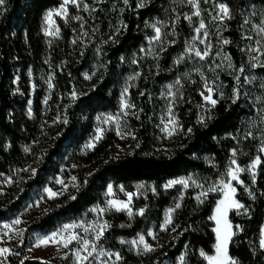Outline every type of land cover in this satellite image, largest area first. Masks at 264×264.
<instances>
[{"label":"trees","instance_id":"16d2710c","mask_svg":"<svg viewBox=\"0 0 264 264\" xmlns=\"http://www.w3.org/2000/svg\"><path fill=\"white\" fill-rule=\"evenodd\" d=\"M88 2L96 9L93 21L89 20L92 29L102 30L106 39L99 73L85 83L83 73L88 67V57L79 66L62 65L66 52L71 53L69 47L74 39V32L63 27V41L54 47L50 74L53 101H63L68 123L51 145L40 151L35 176L20 180L18 198L14 201L0 198V223L18 217L29 204L42 197L52 178L72 164L77 168L78 189L72 196L55 200L30 225V234L47 235L64 224L77 221L103 201L111 184L154 183L158 188L157 195H150L137 205L139 208L147 206L146 214L134 221L125 214H114L112 227L105 233L102 244L108 250L120 251L124 258L122 264H165L164 260L157 262L153 254L137 256L128 252L119 245L118 239L135 237L161 226L165 210L172 207L181 195L180 187L163 191L161 187L167 181L190 175L213 181L225 173L233 150L237 151L240 165H248L260 154V140L256 137L246 139L245 135L251 132L258 102H264L258 99L264 97V87L261 86L264 84V68L252 71L249 67V41L246 37L251 35L254 25L263 21L264 14L260 11L264 10V0H215L231 9L232 18L223 21L221 33L222 39L229 41L225 49L233 65L237 68L244 66L245 74L251 73L256 80L245 83L241 76V96L233 103L230 97L236 86L237 73H222L220 90L224 97L213 108L207 126L200 123L202 99L197 89L185 90L176 107L182 130L166 152L158 150L161 135L158 109L153 99L163 87L178 79L180 69L175 61L183 53L193 28L183 18L172 19L173 0H149L143 8L138 6L139 0H129L130 6L123 0H105L103 4L96 3V0ZM60 4V0H6L0 9V181L17 174L27 164L26 149L42 136V95L39 92L35 98L34 117L30 118L28 102L15 93L14 82L19 76L24 85L31 69H43L49 50L42 32L44 17ZM201 5L205 8L204 0ZM154 20L170 22L173 30L167 34L166 50L159 52V58L139 67L137 57L152 36L149 23ZM206 23L213 31L210 20L206 19ZM121 24L127 25V29L120 28ZM111 25L114 26L112 30ZM135 72L141 73L137 89L131 92L139 118L135 115L130 119V147L124 152L119 151L120 139L110 132L92 151L83 154L82 147L93 134L97 116L118 109L122 86ZM82 84L84 87L77 91V98L73 101L72 93ZM188 129L192 131L188 132ZM261 158L264 160L263 156ZM242 179L253 189L255 200L238 187L237 199L250 211L247 215L230 214L234 227L240 225L243 230L233 237L229 254L238 259L239 264H264V250L259 247L264 225V164L254 185L250 176L244 175ZM218 198L217 194H209L201 204L197 202L194 190L186 191L182 207L174 215L175 231L171 241L174 248L166 257L168 264H178L177 260L184 252L187 253L185 264H207L199 250L203 249L209 255L214 252L216 236L210 217ZM119 224L130 226L120 227ZM5 264L60 263L31 259L22 252L9 256Z\"/></svg>","mask_w":264,"mask_h":264},{"label":"rangeland","instance_id":"374dc122","mask_svg":"<svg viewBox=\"0 0 264 264\" xmlns=\"http://www.w3.org/2000/svg\"><path fill=\"white\" fill-rule=\"evenodd\" d=\"M60 1H61V4L58 7L53 8L49 11H54V10L60 9L61 5L63 3V0H60ZM83 3L89 5L90 9H93L91 7V5L89 4L88 0H83ZM204 3H205V8L202 7L201 0H200L201 16L200 17L193 16V20L191 23L185 17L188 15H191L195 11V9L192 7V5L189 4L187 2V0H173V3H172V9H173L172 19L176 20L178 18H183L193 28V34H192L190 40L187 42L185 49L187 48L188 44L192 42L193 37L195 35V28L198 27L200 19H203L205 23H206V19L210 20V23L213 25V31H215V33H213L211 28H209V26H208L209 24L206 23V25H207L206 30L209 33L207 43H210L212 46L211 47V54L208 58H206L204 61H201L198 58H196L195 56H192L191 58L185 57V59L182 63L176 64V66L180 69V74L178 77V79L180 80V84L175 85V87L172 89V92L176 93L175 99L173 100V98L171 96L166 95L167 90H168L167 86L171 85V84H175V82L170 83V84L166 85L165 87H163V89H162L161 93L158 95V97L153 99V104L158 109L157 115H158L159 129H160V135H161L160 145L158 147V150L162 151V152H166V151L170 150V145H171L173 139L175 138V136L180 131V130H178L175 134H173L170 137L167 136V134L162 131V129L164 127L162 120L165 123L167 122V109H168L169 105L172 106V108L175 112V115H176V120L179 122L178 117H177V108L176 107L179 104V101L181 99H183L182 97H183L185 90L190 89V88L197 89L199 95L202 91H204V80L202 79L201 75L199 73H197L196 69L201 68L204 75L208 78V80L210 82L215 80L216 84L220 85V86L222 83L220 75L222 73H226L228 75L234 74V72L230 68L227 67V62L223 61V59H222L223 54L228 55V53L225 49V44H223L222 33H221L223 22H220L219 20H216V21L212 20V17L216 16L218 14L219 3H216L215 0H207V2H205V0H204ZM68 11H69V17L70 18L67 20H65L62 17H58V16L54 15L53 16V20L55 21L54 25H46L45 21H43V31L42 32H43V35L46 39V43H47L48 48H49L48 54L44 58L43 69L41 71H36V70L31 69L26 74L27 77H26V80H25L26 82L24 85L22 83L23 80L19 76H17L15 79L14 91L16 94L20 95L22 97V99L27 100V102H28V115L30 118L34 117V108L33 107H34L35 98L38 96V93L40 92V95H42V97H43L42 102H43L44 111H43V115H42L43 116L42 136H41V138H39L38 141L33 143V146L31 148H27V150H26V153L28 155V162L20 170L29 169V171H18L17 174H15L11 177H4L3 179H1V181H0V198L2 201H14L18 198V195L21 193L20 180H22V179L26 180V179L33 176L31 174V169H35V170L37 169V164H38V160L40 157V151H45L46 148L49 145H51L53 139L55 137H57L62 132L64 126L66 125L62 122L64 119H66V107L64 106V103L61 99H59V100L55 99L53 101V98H52L53 80H52V76L50 74V70L52 69L51 64L53 63L52 57H53L54 47L63 41V27L70 29L74 32L73 41L75 40L77 42L76 43H73V41L71 42V45L69 47V52H71V53L68 54V52H66L65 58L62 60V65H64V66H67V65L79 66L80 64H82L84 62V59H86L88 57V60H87L88 67L86 68V70L83 73V79H84L85 83L91 81L93 79V77H95L99 73L100 62H101V58H102V50L106 44V39H105V34L103 33V31L92 29L93 25H92V23L89 22V20L93 21V16H94L95 11H91V10L86 11L82 7L76 8L74 5H69ZM260 12L264 14V10H261ZM75 17H82L83 19L81 21V20L75 19ZM156 21H158V20H154V21L149 23V27H150L151 32H152L151 37H153L155 35L154 30L151 27V25L156 23ZM161 22L163 25H165V27L162 28V32L167 33V34L171 33L173 30L172 24L168 21H166V22L161 21ZM261 23H264V18H263V21ZM46 27L53 28V29L55 27H59V30H60L59 35H57V36L45 35V28ZM254 28H255V25L252 27V30H251L252 32H251L250 36L252 37V39L251 40L248 39V41H249L248 47L249 48L256 47L257 46L256 41L261 40V37L257 35ZM112 29H114V26L111 25V30ZM85 32L88 33V35L86 37L83 35ZM150 38L147 39L145 45L142 47V49H144V51H140V54L137 57L138 61L136 62V65H138L139 67H142L143 65L148 64L149 61H153L155 59L154 56L158 55L160 52V45L159 44H154V45L149 44ZM166 38H167V35L164 37V42H165L164 45L166 44ZM261 42L264 43V41H261ZM197 47L203 49L204 45L197 42ZM149 49H151V51H149ZM185 49L181 55H183L185 53ZM218 52L221 53V55H217ZM88 55H90V56H88ZM216 64H220L221 67L216 69L215 72L209 71V67H215ZM255 69H252V71H254ZM93 73H94V75H93ZM86 74L91 76V79H86L85 78ZM248 74L251 75V73H248ZM140 75H141V73H139V72L132 73L131 75L128 76V78L125 80L124 85L122 86L121 94H122L124 87L126 85L129 86L128 96H129V100L131 103H133L131 92L133 89H137V87L139 85ZM133 76H135L136 79H130V77H133ZM49 84H51V87L49 86ZM83 87H84V85L82 84L79 88H75V93L77 94V91L79 89H82ZM200 97L202 99L201 105H204L203 97L201 95H200ZM214 98H216V97H214ZM71 99H72V95H71ZM73 101H75V100L73 99ZM120 101H121V96L119 99V106H118L117 110H115L113 112L100 114L97 117H100L102 115L109 114V113L118 114L120 112ZM200 106H199V119L201 118V116H209L212 114L213 109L211 110L210 113H208L204 109H202ZM205 107H210V106H205ZM261 108H264V102H262V101L258 102V106L256 108V115L252 119V122L255 121V127L251 126L252 137L258 138L260 140V143H261V138L264 137V123H261L260 116L258 114ZM133 111L137 113L136 108ZM134 116L135 115L130 114L127 117H124V120H126V125H124L122 123L123 131L131 133L130 128H129V123H130V119ZM252 122H251V124H252ZM179 125H180V123H179ZM97 127H102L105 129L102 139L104 138V136L106 134H108L110 132H113L117 135V132L115 131V129L112 125L102 124L96 118L95 129L93 131V134L91 135V137L87 140V142L82 147V153L83 154H86V153L92 151L97 146V144L102 140V139H100L96 143V145L93 149H87L85 147V145L94 136L97 135V133H96ZM117 136L120 139L119 151H122V152L126 151L130 147V144H131L130 143L131 135H125L124 138H121V136H119V135H117ZM262 156L264 157V155H262ZM230 160H229V163H230ZM238 163H239V161H238ZM70 165H71V162H70ZM241 166L247 167V165H241ZM76 169H77L76 166H74L73 164L71 166H65L61 170L62 171L61 174L52 178L50 181V185L48 187H46L45 189L51 188L54 192H58L60 194L56 198L49 199V198H47V194H46L45 189H44L43 193H42V197L35 200L33 203L29 204V206L27 208H25L23 210V212L20 213V215L18 217H16V218H20L22 223L20 225H16L14 231L8 232V235H4V233L7 232L8 230L3 228V224L10 223L12 220L0 223V247L11 248L14 253H22L23 252L26 257H29L31 259H37V260H41V261H58L60 264H73V258L70 254L68 255L67 259L63 258L64 255L68 252V250L61 248L60 246L56 245L55 243H50L47 246H41L39 248L35 247L36 239L40 236H45V235L30 234L29 233V227L33 223V221L38 219L40 217V215L44 214L49 209V206L53 202H55V200L58 201L63 196H72L74 194V192L78 189V187L74 186V184L79 185L77 175L75 173ZM244 175L250 176L247 172H245L241 175V179ZM190 176L195 178V179H198V181H200V182L207 181L208 183H211L213 181L219 180V178H218V179L213 180V181L212 180L208 181L205 177H201L200 175H190ZM72 177H76L75 182H73ZM185 177H189V176H185ZM185 177H181V178H185ZM58 179H63L65 181V184L67 185L66 190H65L64 186L57 183ZM9 180H11V182H9ZM141 183H143L147 186H154L157 189V193H158V188L155 186L154 183L137 182V183H134L132 185H127V186H125V185H113V184H111V185L113 186L114 189L117 190V196L120 199H126L124 193H121L118 191L119 187L123 186L126 191L135 192L136 186L138 184H141ZM176 187H180V186L177 185V186L170 188L168 190L174 189ZM205 187H207V184H205ZM161 189L163 191H168V190H164L163 187H161ZM180 189H181V187H180ZM188 190H194L195 197L201 191V189L195 188L194 186H190L188 189H181V193L183 192V199L185 198L186 191H188ZM106 193H107V190L103 196V201L100 204H97V205L91 207L80 219H78L77 221H73V222H78L81 220L92 221V220L96 219L97 213H94L93 211H91V209H93L97 206H100V207L105 206V202L108 199ZM157 193L154 194L151 191H145L144 194L139 199L134 200V207L135 206L137 207L139 201L146 200L150 195H157ZM210 194L219 195V198L217 199V201L222 198L221 193H210ZM177 202H180L182 204L183 200L177 201ZM197 202L200 203L198 200H197ZM216 204H217V202H216ZM143 207H145V206H143ZM215 207H216V205H215ZM215 207H214V210H215ZM136 209H139V207H137ZM168 209H166L164 212L163 221L161 223V226L164 223V219H165V216H166ZM214 210H213L212 216L214 215ZM232 212H236V211H231L229 213V216H228L229 220H230V214ZM114 214H125V213H123V212H108V213L104 214L103 219L108 220L111 224L112 223V216ZM139 217H141V216H136L134 219H131V221H134L136 218H139ZM173 219H174V217H173ZM210 221L214 224V228H215L216 227L215 222L211 219H210ZM73 222H71V223H73ZM121 225H124V224H119L120 227H121ZM127 225H129V224H126L125 226H127ZM161 226L159 228L153 227V228L148 230V231L155 232V234H156L155 240L146 235L148 231L141 232V233H144L146 235V239H147L148 243L153 246L155 251H152L149 253L137 254L136 251L130 250L128 245H126V244L122 245L119 243V241L121 239L131 240V239L135 238L137 235L135 237H131V238H119L118 243L120 246L126 248L128 250V252H130L134 255L146 256V255L153 254L156 256L157 262L164 260L165 261L164 263L168 264L169 261L166 260V257L169 256V250L174 248L171 241L173 239L172 237H173L175 230L171 229V226H169L168 231H163V230H161ZM61 227H59L57 230H55L53 232L58 231ZM21 230H23V235H22V237L18 238L15 233L17 231H21ZM262 230H264V225H263ZM233 231H235L234 225H233ZM53 232H51V233H53ZM51 233H49V234H51ZM49 234H47V235H49ZM229 246H230V244H229ZM106 250H108V249H106ZM110 251L116 252L117 250H110ZM213 254H214V252H213ZM213 254H210V255H213ZM9 256H12V255H9ZM181 256H184L186 259L187 253L184 252ZM180 257L177 260L178 264H180ZM123 261H124V258H123ZM123 261L121 262V264L123 263Z\"/></svg>","mask_w":264,"mask_h":264},{"label":"snow or ice","instance_id":"6c2138e0","mask_svg":"<svg viewBox=\"0 0 264 264\" xmlns=\"http://www.w3.org/2000/svg\"><path fill=\"white\" fill-rule=\"evenodd\" d=\"M189 4L195 9V11L191 14L186 16L185 18L191 23L193 20V16L200 17L201 10H200V0H187ZM207 2V0H205ZM96 3L103 4L105 0H96ZM125 5L130 6L129 0H123ZM149 3V0H139L138 6L143 8L146 7ZM6 4V0H0V9H3L4 5ZM74 5L76 8H83L84 10H91L95 11L96 9H90V6L83 3V0H63L60 9L49 11L46 16L44 17V21L46 25H54L55 21L53 20V16L62 17L65 20L69 19V11L68 6ZM255 15V12H253ZM231 9L227 4L221 3L218 6V14L212 17L213 21L219 20L223 22L225 19H231ZM77 20L82 21V17H75ZM245 23H249L248 20H245ZM151 27L154 30L155 35L149 39V44H159L160 51L166 50L164 47V37L167 33L162 32V28L165 25L162 24L161 21H156V23L152 24ZM120 28L124 30L127 29V25L121 24ZM120 28L117 29L116 34H119ZM207 25L203 19L199 20L198 27L195 28V35L191 43L188 44L187 48L185 49V53L177 58L175 61L176 64H180L184 61L185 57L191 58L195 56L201 61H204L208 58L211 54V44L207 43L209 33L206 30ZM254 30L256 31L257 35L261 37V40L256 41L257 46L249 48V60L248 64L251 69L255 68H264V23L255 25ZM59 27L45 28V35L49 36H57L59 35ZM85 37L88 35L87 32L83 34ZM247 39H252L251 36L246 37ZM114 41V38H113ZM77 41H73L76 43ZM115 42V41H114ZM197 42L204 45V48L201 49L197 47ZM229 41L227 39L223 40V44H228ZM144 51V49H141ZM151 51V49H149ZM82 54V53H81ZM217 55H221V53H217ZM155 59H158L159 56L155 55ZM223 61L227 62V67L230 68L234 73H237L235 76L236 86L233 89L232 96L230 99L233 103H236L241 96L240 92V84H241V76H243L245 83H252L256 80L254 75L245 74V67L240 66L239 68L235 67L231 61V57L227 54H223L222 57ZM135 62V61H133ZM220 64H216L215 67H209V71L215 72L216 69L220 68ZM197 73H199L204 80V91L200 93L203 97L204 105L200 107L204 109L206 112L210 113L213 108L219 103L220 99H223L224 93L220 90L221 86L217 85L215 80L209 81L208 78L204 75L201 68L196 69ZM94 75V73H93ZM86 79H91V76L85 75ZM130 79H136L135 76L130 77ZM180 84V80L177 79L175 84H171L167 86V96H171L173 100L175 99L176 93L172 92V89L175 85ZM51 87V84H49ZM264 87V84L261 85ZM129 86H125L122 94H121V101H120V112L118 114H105L97 119L102 124H110L114 127L117 135L124 138L125 135H131L129 132L123 131L122 123L126 125V120L124 117L128 115H136L139 118L138 113L134 112L133 110L136 108V105L131 103L128 96ZM217 97V98H214ZM77 94L75 91L72 93V99H76ZM259 100H264V97L258 98ZM210 106V107H205ZM259 116L261 123H264V108H261L259 111ZM59 119V118H58ZM211 119V116H201L200 123L204 126H207V120ZM64 124H67V119L62 121ZM164 127L162 129L163 132L167 134V136H172L178 130H182L179 122L176 120L175 112L171 105H169L167 109V122L165 123L162 120ZM252 127H255V121L251 124ZM105 129L102 127H97L96 133L97 135L94 136L86 145L87 149H93L96 143L102 139L103 133ZM191 132V129L187 130ZM252 137V133L249 131L246 133L245 138ZM135 139V136H132ZM254 138V137H253ZM27 150V149H26ZM260 154L256 155L250 164L247 167H242L237 161V151L233 150L231 153V160L230 163L223 174L217 181H213L208 183L207 181L200 182L198 179H195L191 176L179 179H171L167 181L162 187L164 190H168L173 188L177 185L181 187V189H188L190 186H194L195 188L201 189V191L196 196V199L202 204L204 203L205 199L208 197L210 193H221L222 198L217 201L214 215L210 217L216 224V227L213 228V232L216 236V244L214 245V254L209 255L203 249L199 250V255L207 262V264H239L238 259L232 257L229 254V244L231 243L233 237L237 234L238 231H242V227L240 225H235L236 231H233V225L231 221L228 219L229 213L231 211H236L237 215L245 214L247 215L250 211L249 207H246L243 203L238 200V187L243 188L245 192L255 200V195L253 189L245 183L243 179H241V175L247 172L251 177V183L254 185L257 181V177L259 172L261 171V165L264 164V160H262L261 156L264 155V137L261 138V144L258 149ZM19 171H29V169H22ZM31 174L35 176L36 170L31 169ZM73 182L76 181V177H72ZM11 182V180H9ZM57 183L64 186L65 190L67 185L63 179H58ZM86 183V181H85ZM207 184V187H205ZM74 186L79 187L78 184H74ZM119 192L124 193L126 199H120L117 196V190L113 188L112 185H109L107 188V197L108 199L105 202V206L100 207L97 206L91 211L97 213L96 219L92 221L81 220L78 222L68 223L63 225L58 231L53 232L49 235L40 236L35 241V247L39 248L41 246H47L50 243H55L56 245L60 246L63 249H67L68 252L64 255V259L68 258L70 254L73 258V264H121L123 261V256L119 251L113 252L110 250H106L103 247L102 242L105 239V233L110 230L112 225L106 219H103L104 214L108 212H123L125 213L129 219H134L136 216H144L147 212V206L141 207L136 209L134 207V200L139 199L145 191H151L152 193L156 194L157 189L154 186H147L143 183L138 184L136 186L135 192L126 191L123 186H120L118 189ZM47 194V198L53 199L56 198L60 193L54 192L51 188L45 189ZM146 198V197H145ZM75 199V197H72ZM178 201L183 200V192L177 198ZM182 207L180 202L174 203L172 207L167 210L164 223L161 226V230L168 231L169 226H172L173 230H175L174 226V214L177 210ZM243 210V212H241ZM22 223L20 218H16L12 220L10 223L3 224V228L8 230L4 233V235H8V232H12L15 230L16 225H20ZM130 226V225H129ZM121 227H125V225H121ZM16 236L22 237L23 230L17 231ZM148 237L152 239H156V234L153 231H148L146 234ZM146 235L144 233L138 234L135 238L131 240L121 239L119 241L122 245H128L130 250H134L137 254L149 253L155 251L153 246L148 243L146 239ZM259 247L264 249V230L261 232V239L259 241ZM31 250V249H30ZM11 248L8 247H0V264H5L9 255H16ZM114 258V259H113ZM180 264H185V257H180Z\"/></svg>","mask_w":264,"mask_h":264}]
</instances>
